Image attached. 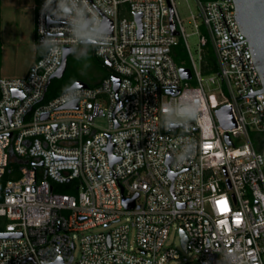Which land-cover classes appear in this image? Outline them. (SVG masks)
Segmentation results:
<instances>
[{
  "label": "built area",
  "instance_id": "2783aa9c",
  "mask_svg": "<svg viewBox=\"0 0 264 264\" xmlns=\"http://www.w3.org/2000/svg\"><path fill=\"white\" fill-rule=\"evenodd\" d=\"M196 2L208 33L198 62L174 0H38L36 57L25 75L0 77V233L17 234L0 237V264H169L180 258L165 248L175 224L200 264H264L263 79L235 0ZM101 24L109 37L89 41L112 75L44 100L65 48L88 41L78 30ZM178 35L191 79L171 55ZM208 43L218 71L204 77ZM189 101L201 114L168 115ZM224 106L233 127L217 115Z\"/></svg>",
  "mask_w": 264,
  "mask_h": 264
},
{
  "label": "rangeland",
  "instance_id": "374dc122",
  "mask_svg": "<svg viewBox=\"0 0 264 264\" xmlns=\"http://www.w3.org/2000/svg\"><path fill=\"white\" fill-rule=\"evenodd\" d=\"M177 12L182 20L194 58L199 60V35L208 36L199 15V7L196 0H174ZM38 0H1V43L2 58L0 65V77H19L27 73L30 65L36 57L35 47V16ZM194 14L197 17L192 16ZM199 24V28L195 26ZM179 57L182 64L191 66V58L183 35L177 36ZM210 45V46H209ZM203 47L204 51L212 49L211 44ZM112 69L105 64V59L95 53V46L91 43L79 45L76 50L68 55L67 67L61 78L52 79L49 84V93L60 94L64 89L70 87L75 81L80 80L88 85H95L102 78L110 76ZM207 74L203 73L206 77ZM192 84L196 81L193 79ZM96 124L104 129L108 122L105 117H98ZM13 178L6 175L1 181L4 187L5 180ZM55 191L60 193L76 194L77 189L69 184L54 183ZM124 221V220H122ZM175 224L165 244V248L173 247L180 253L179 259H173L169 264H200L192 252H187L183 246L181 234ZM108 228L98 226L95 231H106ZM78 255V251H75Z\"/></svg>",
  "mask_w": 264,
  "mask_h": 264
},
{
  "label": "water",
  "instance_id": "95a60500",
  "mask_svg": "<svg viewBox=\"0 0 264 264\" xmlns=\"http://www.w3.org/2000/svg\"><path fill=\"white\" fill-rule=\"evenodd\" d=\"M236 3V17L239 22V25L243 32L245 33L248 41L254 48V54L255 58L257 60V65L259 68V71L261 73L262 79H263V87L261 89L262 92H264V0H235ZM139 24H140V18L141 16L138 14L136 16ZM170 24H171V29L173 34H178V31L176 30L175 23L173 21V12L171 11L170 14ZM104 29L109 30L110 32L112 31L111 27L103 26ZM84 43H90V41H85ZM76 50L75 47H69L65 48L64 50V60L63 64L60 67V69L54 73L51 78L48 81L46 90L48 89L49 84L51 83V80L54 78H61L66 70L67 67V58L68 55ZM105 64L108 66H111V63L108 59H105ZM180 74L183 79H191L192 74L190 69L188 68H180ZM112 79L114 80V87L115 90H117L118 85H119V78L117 76H113ZM88 84L77 80L75 81L68 89H73L76 87H87ZM14 95H19L20 92L15 90ZM76 106V104H72ZM120 107V106H119ZM217 115L223 125L226 127H233L235 125L233 118L231 116L229 107L224 106L221 107L220 109L217 110ZM44 117H47L45 115ZM174 128L177 127V125L173 126ZM112 145H110L107 149L109 152H111ZM115 161L114 158H112V163ZM40 166L43 165V162L38 163ZM48 175L47 170H45L44 177L46 178ZM175 175H173L174 177ZM138 194H135L132 198L130 199H125L124 204L125 207L128 209H132L134 207V202ZM181 234V239L183 246H185V241H186V236L183 232V230H180ZM17 234L11 233V232H2L0 233V237H12L16 236ZM71 261V260H70ZM52 264H64L63 261H58Z\"/></svg>",
  "mask_w": 264,
  "mask_h": 264
},
{
  "label": "clouds",
  "instance_id": "9594fccd",
  "mask_svg": "<svg viewBox=\"0 0 264 264\" xmlns=\"http://www.w3.org/2000/svg\"><path fill=\"white\" fill-rule=\"evenodd\" d=\"M78 34L81 39H88V40H100L103 38H108L110 31L103 28L102 24L98 26L97 30L94 33H88L83 31L82 29L78 30ZM196 112V114H201L198 112V109L192 107V102L189 101L187 105H181L179 107H170L168 110V115H176L181 118H191ZM189 156L185 155L183 152L180 153L178 156V161H184L188 159Z\"/></svg>",
  "mask_w": 264,
  "mask_h": 264
},
{
  "label": "trees",
  "instance_id": "16d2710c",
  "mask_svg": "<svg viewBox=\"0 0 264 264\" xmlns=\"http://www.w3.org/2000/svg\"><path fill=\"white\" fill-rule=\"evenodd\" d=\"M0 31H1V0H0ZM208 45H209V43L207 44V46ZM177 46H178V42H177L176 45H174L172 47V50H171V55H172L174 61L181 68H189L190 66H187L186 64H182L181 63L180 57L178 55L179 54V50H178ZM1 58H2V43H1V35H0V65H1ZM203 62H204V73L205 74H211V73H215V72L218 71L217 64H216V59H215V56L213 54L212 49L209 48V50H206L204 52ZM205 62H206V65H205ZM66 89H68V88H66ZM66 89H64L63 91H65ZM54 96H56V94L55 93H49V86H48V90H47V92L45 94V99L44 100H48V99H50V98H52ZM6 222H7L6 219L0 218V231L4 230V224Z\"/></svg>",
  "mask_w": 264,
  "mask_h": 264
},
{
  "label": "snow or ice",
  "instance_id": "6c2138e0",
  "mask_svg": "<svg viewBox=\"0 0 264 264\" xmlns=\"http://www.w3.org/2000/svg\"><path fill=\"white\" fill-rule=\"evenodd\" d=\"M210 147H211V145H205V148H210ZM219 203L223 205V204H225L226 202H224V201H220ZM227 210H228V209H227L226 207L223 209V211H225V212H226ZM237 223H239V221H237Z\"/></svg>",
  "mask_w": 264,
  "mask_h": 264
}]
</instances>
